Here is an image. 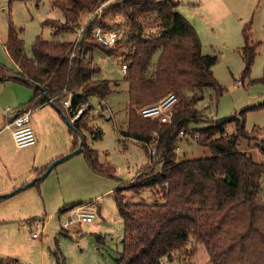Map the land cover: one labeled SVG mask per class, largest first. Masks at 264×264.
Returning a JSON list of instances; mask_svg holds the SVG:
<instances>
[{"label":"trees","instance_id":"16d2710c","mask_svg":"<svg viewBox=\"0 0 264 264\" xmlns=\"http://www.w3.org/2000/svg\"><path fill=\"white\" fill-rule=\"evenodd\" d=\"M106 1L52 0L53 7L63 12L65 20L51 19L50 23L56 31L79 29L84 15ZM179 5V0H115L88 21L73 58L70 55L75 40H49L41 36L34 40L28 54L18 30L11 25L7 46L18 70L12 72L0 64V80L17 78L33 83L34 100L26 107L53 98L65 119L71 118L61 103L69 94H72L69 109L74 114L73 110L87 103L91 94L103 99L113 91L109 79L96 77L101 67L94 62L92 51L99 47L113 55L116 46L97 42L92 30L97 24L104 25L108 13L124 15L130 27L131 52L126 55L129 75L125 77L130 99L129 127L120 133L143 144L142 140L150 138L156 130L159 141L153 156L146 147L149 162L129 186L137 191L148 188L154 200L131 202L125 198V187L114 190L125 221L124 253L120 260L125 264H163L165 258H174L194 239L205 243L214 264H264V199L260 197L264 160L254 159L240 147L243 141L255 139L264 154V138L258 141L246 128V111L258 106L245 107L238 115L202 129L190 127L193 122L205 120L203 110L196 107L205 90L215 88L220 94L223 88L213 72L217 55L203 53L196 27L178 10ZM155 14L160 17V24L157 22L160 31L147 35L148 28L155 26ZM256 46L257 43L246 44L243 49L244 75L250 71ZM158 49L161 55L153 66L152 56ZM10 71L13 74L9 75ZM37 84L45 86L46 91ZM170 92L178 96L171 122L137 114V107L156 102ZM86 115L85 109L69 124L74 134V150L79 143L76 131L81 133V128L88 127ZM231 122L236 126L233 133L228 131ZM182 130L192 135L199 131L197 139L210 148L211 155L179 157L177 146ZM81 138L82 152L90 167L99 174L117 177L115 166L101 162L98 151ZM0 264L20 262L18 258L0 255ZM58 264H65L59 255Z\"/></svg>","mask_w":264,"mask_h":264},{"label":"rangeland","instance_id":"374dc122","mask_svg":"<svg viewBox=\"0 0 264 264\" xmlns=\"http://www.w3.org/2000/svg\"><path fill=\"white\" fill-rule=\"evenodd\" d=\"M179 1L178 10L196 27L201 38L203 53L217 55L213 72L223 88L220 94L215 88L205 90L202 99L196 104L198 109L203 110L205 120L193 122L190 127L202 129L217 120L238 115L245 107L258 106L246 111V128L258 141H261L264 138V106L259 107L264 103V79H262L264 0ZM112 2L115 0L106 1L103 7ZM88 15V13L84 15L81 24ZM154 18L155 26L148 28L147 35L160 31V17L155 14ZM51 19L65 20L63 12L53 7L52 0H0V64L13 70L17 67L7 46L11 25L18 30L28 54L32 52V44L38 36L49 40L77 38L78 28L56 31L55 26L50 23ZM104 19L105 27H120L125 30L129 27L126 17L120 13L115 15L108 13ZM129 34L116 45L113 55L107 54L99 47L93 49L94 62L101 67V72L96 77L109 79L113 91L103 101L97 94L89 96L88 102L84 105L88 127L81 128V133L76 131L80 138L83 136L86 143L98 151L101 162L115 166L117 177L79 176L74 158L82 155H71L59 162L44 178L45 189L41 190L37 185H32L1 199L0 247L3 248L0 251L1 256L12 255L19 259L20 264H58V255L65 264H125L120 260L124 253L122 238L125 234V221L117 206L115 193L104 194L96 200L97 213L94 221L80 223L76 228L63 226L69 216L68 209L63 208L66 203L85 200L84 197L101 192L106 184L126 186L123 193L131 202L154 200L148 188L137 191L129 187V181L133 179L134 182L137 173L149 162L147 148L120 133V130H127L129 127V84L125 80L129 75V69L127 73L122 70V62L131 52V44L128 43ZM255 43L257 46L254 61L248 74L244 75L243 49L246 44L255 45ZM160 55L161 49L153 54V66H156ZM151 70L150 67V73ZM7 107L10 106L6 101L0 105V121L2 120L0 128L5 124L3 113ZM140 107L136 109L137 114ZM70 113L72 117L73 112L67 109V114ZM64 122L63 134L70 142L72 137L69 124L66 119ZM228 131L229 133L236 131L234 122L229 123ZM178 145L179 157L196 158L209 156L212 153L208 146L201 144L191 133L185 134ZM32 147L17 148L10 130L0 133L1 151L6 150L13 157L31 151ZM240 147L251 153L254 159L264 160V154L255 139L243 141ZM155 165L160 166V163ZM7 176L9 174L4 173L0 178ZM32 180L34 179L31 178L27 182ZM17 185L12 190L23 184L21 185L18 180ZM260 197L264 199V175L261 178ZM56 206L58 208L53 212ZM35 221H46L43 237H33L32 232L36 229ZM6 247L16 254L5 252ZM163 264H214V262L208 254L205 243L191 239L174 258H165Z\"/></svg>","mask_w":264,"mask_h":264},{"label":"crops","instance_id":"0c3cea01","mask_svg":"<svg viewBox=\"0 0 264 264\" xmlns=\"http://www.w3.org/2000/svg\"><path fill=\"white\" fill-rule=\"evenodd\" d=\"M10 70H12V72H15L18 70V66L14 68V70L13 69ZM12 72L10 71L9 75L13 74ZM0 81H1L0 105L4 104L6 101L8 102V106H10L7 107L5 109V112L3 113L4 114L3 122L6 123L7 121L12 120L20 112L21 109L25 108L28 104L33 102L34 100L33 98L35 96V85L33 83L23 82L17 78H10L7 80H0ZM101 100L103 101L104 98ZM105 111L107 112V110ZM64 121H65L64 116L58 111L56 105H54L50 99L39 103V105L37 106H34V110L31 114V122L37 137V142L31 145L33 146L32 147L33 149L31 151L29 150L21 155L14 157L12 154L6 152V150L1 151L0 149V168H1L0 176L4 175V173L9 174V176L5 177L6 179L2 177L0 178L1 194L9 192L13 188L17 187L18 180L21 185L22 184L24 185L25 182H27L31 178L34 180L41 178L38 184L34 183L33 185H37L41 190L45 189L44 178L46 176L45 177L41 176L42 174L41 170H43L47 165H49L50 162L53 161L55 158L60 157L63 154L74 150V134L69 130L72 137L71 141L69 142L65 134H63V130L65 129ZM0 122H2V120ZM6 130L11 131V129L6 128L2 130L0 133L2 134V132ZM11 136H12V131H11ZM50 142L53 145L52 149ZM81 142H82V138L79 137V143L77 147L80 145ZM77 154L82 156H78ZM77 154H75L77 156H75L76 158H74L76 159V162L74 163H76V166H78L76 170L79 176L84 177V175H87V178H91L92 175H95V177H108L106 175H102L95 172L88 164L85 155L82 151ZM9 170H11V172ZM129 182L131 185L133 183V179L130 180ZM120 187H126V186L124 185L116 186L115 184H106V187L101 192H97L95 195L92 196H86L84 197L85 200L80 199L79 201H71L69 204L66 203L65 206L72 204L76 205L89 200L96 202V200H99L101 196H103L104 194L114 193V190ZM57 208L58 207L56 206L53 209V212H55ZM6 248L7 251L5 252L16 254V252L10 251L8 247ZM2 249L3 248L0 247V251ZM7 256L13 257L12 255H6L5 257Z\"/></svg>","mask_w":264,"mask_h":264},{"label":"built area","instance_id":"2783aa9c","mask_svg":"<svg viewBox=\"0 0 264 264\" xmlns=\"http://www.w3.org/2000/svg\"><path fill=\"white\" fill-rule=\"evenodd\" d=\"M102 4L95 11L91 12L82 26L79 28V33L74 42V50L72 51L70 57L73 58L76 55L77 50L79 49V42L82 38L85 26L88 21L94 17L95 14H100L103 8ZM130 33V28L123 29L120 27H111L104 26L102 24H97L93 30L92 35L94 39L104 45L116 46L125 36ZM129 69V61L125 60L122 62V70L124 73H127ZM65 90V89H63ZM53 99V98H52ZM64 106L69 109L72 104V94H69L63 100ZM178 102V96L170 92L160 98L158 101L145 104L139 108V114L143 117H149L159 122H171L174 107ZM86 104V103H85ZM74 109V115L71 117V120H76L80 114L85 110L84 105ZM34 110V106L25 107L20 110V112L12 119L7 121L4 126L1 128L0 132L6 128L11 129L14 142L18 148H23L31 146L37 142V137L35 131L31 124V114ZM188 134L185 130L181 131L182 138ZM200 132L195 131L194 136L196 138L200 137ZM159 141V132L153 131L150 138L143 139L142 143L145 147L148 148L150 155L153 156L157 152V145ZM180 146H177L179 149ZM151 161V160H150ZM69 216L65 219L63 226L65 228L74 227L76 228L80 223H90L93 222L96 217V205L95 201H86L79 204H76L68 208ZM46 221H35V230L32 232L33 237H43L45 233Z\"/></svg>","mask_w":264,"mask_h":264},{"label":"water","instance_id":"95a60500","mask_svg":"<svg viewBox=\"0 0 264 264\" xmlns=\"http://www.w3.org/2000/svg\"><path fill=\"white\" fill-rule=\"evenodd\" d=\"M37 86L40 87L43 91H46L45 86H43V85H41V84H37ZM49 99H50V100L52 101V103L55 105V103L53 102L52 98H49ZM57 109H58L59 112H61V109H60V108L57 107ZM66 121H67L68 124H71V123L73 122V121L71 120V118H69V117H66ZM82 143H83V139H82V142L80 143V145H79L75 150H73L72 152H70V153L67 154V155L61 156V157H59V158L53 160V161L47 166L46 170H44V172L41 174V176H42V177L47 176V175L49 174V172H50V171H51V170H52V169H53V168H54L59 162H61V161L64 160V158H67V157H69V156H71V155H75V154H77V153H80V152L82 151ZM35 181H36V180H32V181H30V182L25 183V184L22 185L21 187L16 188V189H14V190H12V191H10V192L2 193V194H0V198L9 197V196L13 195L14 193L18 192L19 190L24 189V188H27V187L33 185V184L35 183Z\"/></svg>","mask_w":264,"mask_h":264}]
</instances>
